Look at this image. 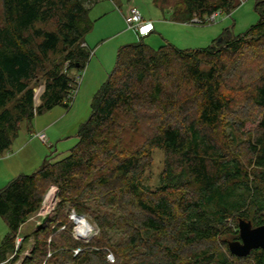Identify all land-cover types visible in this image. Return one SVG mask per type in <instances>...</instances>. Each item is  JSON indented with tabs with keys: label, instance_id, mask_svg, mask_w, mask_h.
Wrapping results in <instances>:
<instances>
[{
	"label": "trees",
	"instance_id": "trees-1",
	"mask_svg": "<svg viewBox=\"0 0 264 264\" xmlns=\"http://www.w3.org/2000/svg\"><path fill=\"white\" fill-rule=\"evenodd\" d=\"M153 1L171 9L172 21L196 17L200 24L240 4ZM0 5L1 156L22 122L31 126L43 109L68 107L90 56L85 35L93 21L82 0ZM254 7L258 18L245 32L222 34L208 46L153 47L147 34L137 33L136 41L118 47L67 154L47 155L36 170L0 188L8 229L0 263L15 262L32 236L20 264H264L260 248L238 257L227 246L239 239V218L264 224V0ZM249 121L254 127L244 130ZM156 149L163 165L151 188L144 180ZM51 185L58 190L53 216L22 235L16 249L22 225ZM71 209L99 229L87 242L72 236Z\"/></svg>",
	"mask_w": 264,
	"mask_h": 264
},
{
	"label": "rangeland",
	"instance_id": "rangeland-1",
	"mask_svg": "<svg viewBox=\"0 0 264 264\" xmlns=\"http://www.w3.org/2000/svg\"><path fill=\"white\" fill-rule=\"evenodd\" d=\"M82 1L85 6H90L88 16L93 21L92 31H89L90 33L88 35L96 36L93 37V39H95L93 44L90 46L88 45L90 56L85 66L78 71L79 79L73 90L72 98L68 103L69 105L67 108L63 105H55L50 109H43L34 117L31 126H28L26 122L21 123L20 129L13 138L9 149L0 156V182L4 181L0 184V188L18 173H31L36 170L47 155L50 154L58 159L67 154L69 147L75 142V134L79 124L86 120L90 113V101L92 96L114 66L118 47L122 44L133 42L122 41L119 37L116 38V35H111L115 29L113 26L117 23L116 20H119V15H121L120 12L124 11V6L128 3L136 6L140 12L143 13L155 8L153 0ZM174 1L176 0H169L170 5ZM254 5L255 0H240V4L230 14L221 13L216 16L214 20L207 21L205 24L186 23L187 26L195 28L191 35L196 36L198 42L193 45L183 44L178 47L194 48L208 46L212 44L213 41L219 40L222 34L233 37L245 32L258 18V13ZM157 10H159L158 12H160L161 16L163 14L164 18L169 16L168 6ZM129 32L135 34L133 30ZM96 44H99L101 47L97 56H93ZM262 62L264 63V61ZM42 92L43 85H37L34 96L36 105L40 102L39 96ZM253 127L254 123L249 121L245 124L244 130H250ZM40 131L45 132L46 142L41 141L35 136V134ZM228 131L231 132L227 127L226 132ZM237 139H240L239 135ZM152 157V164L146 171L144 180L151 188L158 183V175L163 165V154L156 149L153 150ZM15 164L19 166L12 169V166ZM57 192V188L53 185L47 188L38 211L32 214L26 223L22 225L20 235L31 234L34 229L49 222L50 218L53 216L54 208L57 203ZM48 194L52 196L47 202L45 196ZM78 214L84 216L94 228H98L89 220L87 214ZM44 216H46V219L44 222H41ZM7 230L5 222L0 217V238ZM94 236L95 235L92 237ZM32 245L33 237L30 236V238L23 243V248L19 253L18 259L15 262H6L4 264H20L23 257L29 254Z\"/></svg>",
	"mask_w": 264,
	"mask_h": 264
},
{
	"label": "crops",
	"instance_id": "crops-1",
	"mask_svg": "<svg viewBox=\"0 0 264 264\" xmlns=\"http://www.w3.org/2000/svg\"><path fill=\"white\" fill-rule=\"evenodd\" d=\"M127 5L130 6V3H128ZM127 5L124 6L123 12L120 10L121 15H119V20H116L117 23L113 26L115 29L113 30L111 35H116V38L119 37L120 40H122V41H136L138 38L137 32L135 30H133L135 32V34H133V33L129 32L132 29H127V30L125 29V22L123 19V14H124L125 10L128 8ZM154 5H155V3H154ZM87 7L90 8L89 5ZM157 9H161V8H159V6H157V5H155V8L150 9L148 12H144V13L141 12L143 18L145 20L151 21V23L153 25L152 30L149 33H147V35L145 36V41L148 44H150L153 47H156V46L163 44L164 41H169L178 47V46L183 45V44H192L193 45V44H196V42H198V39L196 38V36L191 35L193 33V31L195 30L194 27L191 28L190 26H187L186 23H179V22L172 21L170 8L168 11L169 16L167 18L166 17L164 18L163 14L161 16L160 12H158L159 10H157ZM90 31H92V30H90ZM89 33L90 32H88L85 35V44L87 46L88 45L90 46L93 44V42L95 41V39H93V37L96 36V35L89 36L88 35ZM186 46H190V45H186ZM100 47L101 46H99V44L95 45L93 56H97ZM115 47H116V45H115ZM18 166H19L18 164L13 165L12 169H14ZM15 172H18V171H15ZM3 182L4 181H1L0 184H2Z\"/></svg>",
	"mask_w": 264,
	"mask_h": 264
},
{
	"label": "built area",
	"instance_id": "built-area-1",
	"mask_svg": "<svg viewBox=\"0 0 264 264\" xmlns=\"http://www.w3.org/2000/svg\"><path fill=\"white\" fill-rule=\"evenodd\" d=\"M217 14H218L217 12L213 13L212 15L207 17V20H210V21L214 20ZM123 19L125 22L126 29L135 30L139 35H145L149 31H151L153 28L151 21L145 20L141 12L139 11V9L134 5L128 6V8L125 10L123 14ZM191 22L200 24L202 21L194 17L191 19ZM35 136L41 141L46 142V135L44 131L37 132ZM68 217L71 222V233L75 239H78L83 242H87L93 235H96L98 233L97 231L98 228H94V226H92L88 222V220L84 218V216L76 213L73 209L70 210ZM63 227L64 226H62L61 228ZM22 240H23L22 235L19 234L16 236L15 238V248L16 249L19 247ZM80 249H81L80 247L73 249V254H77L80 251ZM49 255H50V252H48L47 256ZM12 257L13 255H11L9 258H12ZM106 259L109 262L114 261L113 253L109 249H107ZM6 262H8V260H5L1 262L0 264H4ZM42 264H45V263H42Z\"/></svg>",
	"mask_w": 264,
	"mask_h": 264
},
{
	"label": "water",
	"instance_id": "water-1",
	"mask_svg": "<svg viewBox=\"0 0 264 264\" xmlns=\"http://www.w3.org/2000/svg\"><path fill=\"white\" fill-rule=\"evenodd\" d=\"M44 216L41 222H44ZM239 239L227 242L228 250L238 257H245L252 249H262L264 251V224L253 226L249 220L238 219Z\"/></svg>",
	"mask_w": 264,
	"mask_h": 264
},
{
	"label": "bare ground",
	"instance_id": "bare-ground-1",
	"mask_svg": "<svg viewBox=\"0 0 264 264\" xmlns=\"http://www.w3.org/2000/svg\"><path fill=\"white\" fill-rule=\"evenodd\" d=\"M51 196H52V195H50V194H48V195L45 196V199H47V202L50 200V197H51ZM46 197H47V198H46ZM45 199H44V201H45ZM47 202H46V203H47ZM43 203H44V202H43Z\"/></svg>",
	"mask_w": 264,
	"mask_h": 264
}]
</instances>
